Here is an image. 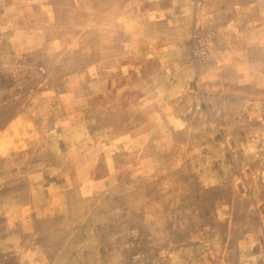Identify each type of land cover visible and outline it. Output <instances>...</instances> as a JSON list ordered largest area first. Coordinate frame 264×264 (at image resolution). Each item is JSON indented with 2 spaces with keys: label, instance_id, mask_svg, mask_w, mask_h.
Returning a JSON list of instances; mask_svg holds the SVG:
<instances>
[{
  "label": "rangeland",
  "instance_id": "rangeland-1",
  "mask_svg": "<svg viewBox=\"0 0 264 264\" xmlns=\"http://www.w3.org/2000/svg\"><path fill=\"white\" fill-rule=\"evenodd\" d=\"M0 264H264V0H0Z\"/></svg>",
  "mask_w": 264,
  "mask_h": 264
}]
</instances>
